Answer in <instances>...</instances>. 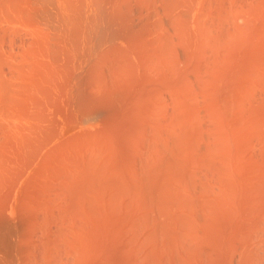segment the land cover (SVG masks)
<instances>
[{
	"label": "bare ground",
	"instance_id": "obj_1",
	"mask_svg": "<svg viewBox=\"0 0 264 264\" xmlns=\"http://www.w3.org/2000/svg\"><path fill=\"white\" fill-rule=\"evenodd\" d=\"M204 1H208L205 6ZM207 1L0 0V264H264V67L261 68L264 61L260 62L264 53H261L262 57L258 61L255 56H261L256 52L259 45L255 46V56L250 45L252 50L248 47L252 53L246 51L248 47L243 46L247 42H244L246 27L243 28L242 20V27L236 25L235 22L240 19L236 17V20L234 17L237 15L245 19L255 13L253 18L247 19L248 23L244 20L246 25H251L264 6L259 13L260 10L257 12L256 9L254 12L251 2V5L246 2L248 0ZM261 1L259 0L264 5ZM240 3L247 4L250 9H242L245 5L238 6ZM258 3L254 1V5ZM260 3V6H252L260 9ZM238 7L243 11L240 12ZM250 25L249 29L255 22L253 26ZM256 28H261L259 31H262L264 23ZM262 34L264 33L260 35ZM249 36L254 37L252 31ZM249 36L248 39L252 41L254 38ZM259 37L257 39L261 38ZM241 38H244L243 45ZM263 38L264 35L261 39ZM238 42L245 48L242 49L243 54L247 52L255 57L251 58L252 64L250 63L247 71H253L251 67L257 69L256 61L257 66L262 69L258 68L256 72L260 71V77L257 75L256 80L263 81H257V87L262 85V90L258 89L260 93L254 87L257 82L253 83L256 73L253 71L252 75L248 71L247 75L246 71V77L243 71L247 67L239 63L243 54L238 57L235 52L238 61L234 54L230 56V53L241 47ZM236 43L239 47L230 52L234 45L233 49L236 48ZM251 45L254 46L255 43ZM261 48H264V44ZM248 54L243 58H248ZM229 57L235 59H231L235 61H232L234 65L229 63ZM236 62L243 66L240 68L243 71L236 68L235 70L240 71L235 72V79L230 74L226 75L232 78L230 83L233 82L235 86L227 82L222 85L226 78L225 70H233L234 73L233 67L230 69L229 65L235 66ZM220 70L225 71L224 74ZM249 73V78H253V81L247 84L250 82ZM223 75L225 78H222ZM238 75L240 77L237 78ZM244 77L248 79L245 81ZM254 88L258 94L251 91ZM169 89L177 97L174 104L171 102L175 99L172 97L174 95L171 100H167L169 97L161 100V95L166 96L165 90ZM216 89L221 91V97L216 96L220 94L218 91L217 94ZM247 90L252 93L247 94ZM198 93L200 99L203 98L206 102L201 105V109L198 108L200 105H196L202 101H195L199 99ZM251 94L257 98L253 95L251 97ZM62 97L64 102L66 99L69 102L77 100L80 109L84 108L81 106L86 100L89 104L85 102L84 106L87 104V107H91L90 110L101 117L99 131L108 132L107 136L109 131L114 133V144L111 141L109 145L116 146L118 152L127 150L128 146L133 148L129 147L130 151L120 155L116 151L115 154L119 157L111 155V158L113 156L120 159L121 163L117 160V171H114V167V170L107 169V166L112 167L108 162L113 158H106L109 159L108 162L103 159L105 163L102 161L100 166L96 164L100 153L104 150L106 153L105 146H109L108 142L105 146L104 142L101 143L106 136H102L101 141L100 138L96 140V137V141L93 140L96 136L95 127L93 137H90L91 130L90 135L87 131L84 132L88 140L82 134L83 138L80 135V139L86 141L80 144L82 140H78L80 146L77 147L81 149L83 144L89 143L88 148L92 146L88 151L84 147V153H81L82 150L80 152V148V153L78 152L77 147H74L78 144L74 139L76 136L71 137L73 143H76L73 148V143H68L67 138H64L72 149L67 147L69 145L64 140L61 144L67 145L64 149L72 150V157L77 158L73 159L78 164L79 161L81 163V169L78 167L80 170L74 169L76 162L72 159L73 165L68 167L72 168V172H67L65 167L62 169V163L70 158L65 159L67 156L64 158L59 155L60 145L57 146L59 153L54 147L47 152L53 163L55 160L52 158L56 153L59 155L56 156L59 158H56L58 162L55 161L58 165L60 162L62 164L59 171L60 165L54 171L49 166L52 162L48 157L47 160L45 157L44 162L39 159L40 152L32 153L33 148H38L37 144L43 145V134L49 128L46 124L45 127L40 126L45 128L42 130L37 124L38 120L42 122L45 117L48 122V113H45L47 106H61L63 103H57L62 102L58 101ZM56 99L57 102L54 103ZM43 100L48 104L54 102L46 106ZM169 102L173 104V109L169 107L172 111L168 108L162 110L165 107L163 105H171ZM41 105L45 106L43 110ZM68 105L65 104L69 107ZM63 106L64 104L62 108ZM70 107L66 111L69 110L72 115ZM233 108L237 109L231 110ZM85 109L86 107L82 110V115L79 111L81 118ZM62 110L58 109L62 113H58L62 116V121L69 120L67 116L63 120L68 111L63 115L65 107ZM170 111L169 115L165 114ZM158 115L163 119L166 115L169 117L164 121L160 118L157 122ZM228 115H231V119ZM54 117L53 120L59 124L54 126L60 128V118L56 120ZM93 117L90 119L88 116L87 119L93 121ZM153 117H156V122L151 121ZM30 118L33 121L37 119V123L29 121L37 126L35 131L30 123L29 128L26 126V121ZM84 119L78 121L84 122ZM51 124L50 127L53 126ZM226 125L231 128V131L227 130L228 135L231 133V147L227 146L230 150L224 147L225 142L226 145L230 143L224 140L227 139ZM217 127L222 128L221 132L226 129L224 133L219 131L218 135ZM214 128L217 130L216 134L213 132ZM52 129L47 131L48 134L53 133ZM25 130L29 131L28 134ZM56 131L60 134L57 129ZM32 132L38 135L43 133V136L40 134L43 138L40 139L34 133L38 139L35 140L37 143L32 144L34 141H31L36 139L35 135L32 138ZM208 132L215 135L212 137L218 135L216 143L212 142L214 145L209 141L212 137L209 136V142L206 141ZM28 135L32 139H27ZM89 139L94 142H89ZM50 142L49 144L52 143ZM99 143L104 150L100 147L99 151L102 152L97 153ZM220 143H223L222 148L230 151L227 152L229 158L226 159L225 150L219 149L217 155L216 151L213 152L215 149L210 150L216 144V149L221 148ZM28 145L32 146V151ZM43 148L44 146L39 151ZM93 148L94 156L91 155ZM110 149L109 147V151ZM71 150L61 153L71 157ZM209 150L220 157V162L214 154L213 157L208 155ZM85 151H90L91 154L86 156ZM220 151L225 153L221 154ZM84 154L87 157H84L87 160L86 168L83 163ZM44 155L41 157L44 158ZM103 155L106 157L104 153ZM88 156H92V160ZM28 157L32 161L31 166L26 167L30 164ZM221 158L226 162L230 159V164L227 162L228 168L222 167L225 162H221ZM60 159H64L63 162ZM68 161L66 164L69 165ZM115 162L110 161L111 164ZM93 164L98 167L95 168L96 165ZM102 164H105V168ZM164 164L169 166L165 165V168ZM135 166L140 172L136 171ZM157 166L168 171L164 174L169 179L168 182L164 180L163 170L162 179L157 178L160 176ZM168 167L169 170H166ZM100 169L109 170V174H106L109 177L113 175V178L107 177L103 173L105 171L100 172ZM225 169H228V176L224 172L229 179L228 184L224 183L226 178L222 175V170ZM41 172L48 176L41 175ZM116 177L121 181L118 182ZM108 180L110 184L113 180L115 183L111 186ZM216 182L220 184L219 189L215 187ZM103 183L106 184L102 185ZM106 185L111 186V189ZM99 186L106 187L109 190L107 195L109 193L110 196L102 192L104 190ZM100 190L108 197L107 204L112 207L102 204L105 201H102L104 198H99L102 196ZM112 194L117 196L115 200ZM99 200L103 207L98 204ZM109 200H113L112 203ZM116 200H119L118 203ZM114 202L118 205H113Z\"/></svg>",
	"mask_w": 264,
	"mask_h": 264
},
{
	"label": "rangeland",
	"instance_id": "obj_2",
	"mask_svg": "<svg viewBox=\"0 0 264 264\" xmlns=\"http://www.w3.org/2000/svg\"><path fill=\"white\" fill-rule=\"evenodd\" d=\"M206 1H207V0H206ZM254 1L257 2V3L259 2V0H248V1H246V2H248L249 5H251V4L254 5ZM260 1H261V0H260ZM262 1L264 2V0H262ZM262 1H261V2H262ZM207 2H208V1H207ZM207 2L204 1L203 6H205V3H207ZM250 2H251V4H250ZM263 2H262V3H263ZM238 3H239V2H238ZM244 3H245V2H244ZM244 3H242V4H244ZM259 3H260V2H259ZM259 3H258L257 5L255 4L254 6H258ZM240 4H241V3H240ZM242 4H241V5H238V6H243ZM260 4H261V3H260ZM244 5H245V4H244ZM246 5H247V4H246ZM246 5H245V7L243 6L242 9H248L249 6L247 5V7H246ZM252 5H251V8H254V9H253L254 12H255V9H256L257 12L260 10L259 13L262 11L263 6H264V5L261 4L260 9H259V8L257 9L256 7H254V6H252ZM203 6H202V7H203ZM259 6H260V5H259ZM206 7H207V4H206ZM238 9H240V10H239L240 12L243 11V10L241 11V8H239V7H238ZM249 9H250V8H249ZM239 11H238V13H239ZM263 11H264V9H263ZM263 11H262V12H263ZM254 12H253V13H254ZM262 12H261V14H262ZM238 13H237V14H238ZM253 13H251V14H253ZM263 13H264V12H263ZM261 14H256L257 17L259 16L260 18H259V17H258L257 19H256V17L254 18V19H255V20H253V21L255 22V25H254V26H253V23H254V22L251 23L252 20L250 21L251 25H250V24L246 25V24H247L248 21H249V20H247V19H248V18L251 19V17L254 16L255 13H254L253 15H251L250 17H247V18L245 17V19H244L243 17H242V18H243V19H242L241 17H239V16H237V15L234 16L236 20H237L236 17H238V18L240 19V20H238L239 22H238V21H236L237 23L235 22L236 25L239 24V25L241 26L242 23H243V28L246 27L245 30H244V33H245V31L247 32V33H245V35H244V37H245L246 39L241 38L240 40H241V43H242V39H244V42L247 41V42H245L244 45H243L244 42L242 43V45H243L245 48H247L249 45H250L251 47H253V48H252L253 50H252L251 47L249 46V47H250V50H252L253 53H252L251 51H249V47L246 49V51H247L248 53L250 52V53H252L253 55H254V53H255L254 50H256V48H257V47H255V46H258V45H259V46L262 47V44H264V43H263V42H264V38H263V40L261 39V38L263 37L264 34L260 35L261 33H264V31H263L264 28H262V31H259L261 28H258V29L256 28L257 26H261V24H262V26H263V23H264V22H261V21H264V14H263V16H262ZM234 17H233V22L235 21ZM261 17H262V18H261ZM252 18H253V17H252ZM241 20L243 21L242 23L240 22ZM244 20H246L245 22H247V23H245ZM240 23H241V24H240ZM239 25H238V26H239ZM249 25H250V27H251V26H253V27H251V28L249 29ZM247 26H248V30H246V29H247ZM241 27H242V26H241ZM254 27H255V29H254ZM251 29H253V30H251ZM255 30H256L257 32H256ZM251 31H252V35H254V37H253V36H249V35L251 34ZM254 31H255V32H254ZM258 31L260 32V34H259ZM248 32H250V33H248ZM253 33H254V34H253ZM257 33H258V35H257ZM246 34H248L247 37H246ZM255 34H256L257 36H260L261 38L259 37L260 39H257V36H255ZM248 36H249V38H250V37H251V38L253 37L254 39L252 38L253 40L250 41L251 39H248ZM247 39H248V40H247ZM256 39H257V40H260V42H259V41L257 42ZM240 40H239V42H240ZM254 40H255L257 43H256ZM239 42H238V43H239ZM253 42L255 43L254 46L251 45V44H253ZM238 43H236V45H237ZM241 43H239V45H240ZM246 43H249V44L247 45ZM260 43H261V45H260ZM256 44H257V45H256ZM239 45H237L236 48L233 49V47H235V45H234V46L232 47V49H230L229 51H230V52H231V51H234L235 49H237V47H239ZM242 45H240V46L242 47ZM259 46H258V49L261 50L262 48L259 47ZM241 47H240L239 49H237L238 51H234V52L230 53V56L232 57V54H234V57H235V54H236L235 52H237L238 54H236V55H237L238 57H240V56L243 54L242 49H245L244 47H242V48H241ZM254 47H255V48H254ZM258 49H257V50H258ZM257 50H256V52H258L257 54H260V55H261L262 52L264 53V48H263L261 51H257ZM244 51H245V50H244ZM247 52H245V54H243V56H246V54H248ZM241 53H242V54H241ZM263 53H262V54H263ZM252 54H251V56L248 54V58L246 57L249 61H247L246 58H243V56L240 57V58H241L240 60H243L242 62L238 59L237 56H236L237 58L235 57V59H237L236 61L239 60V63H241V64L243 63L242 65H243L245 68L247 67V68L245 69V71H243V69H240V68H243V66H241V64H239V63H237V62H236V64H235V66H231L232 64L234 65V63H235L234 60H235V59L229 57V58H230V59H229V63H232V61H234V63H232V64L229 65V66H230V67H229L230 69H231V67H233L232 69H234V73H232L233 70L231 71V70H229V69L227 68L229 71H228V70H225L226 72L224 71V72H225V76H226L227 74H228L227 76H229V74H230L231 76H234L235 72L238 73L240 70H242V71L244 72V74H245L246 71H247V69H248V66H249V69H250V63L252 62V59H251V58H255V57H256L255 59H256V60L258 59V61H259V58L262 57V55H261V56H259V55H258V56H257V55L255 56V55H254V56H255V57H254ZM228 55H229V53H228ZM249 58H250V59H249ZM231 59H234V60L231 61ZM244 59H245V60H244ZM255 59H253V62L255 61ZM260 59H261V58H260ZM263 59H264V57L262 58V60H261L260 62H263V61H264ZM250 60H251V62H250ZM245 61H246V62H245ZM244 62H245V64H244ZM248 62H249V64H248ZM260 62H259V65H260ZM229 63H228V64H229ZM237 64H238V65H237ZM246 64H248V65H246ZM251 64H252V63H251ZM255 64L258 65L257 61L255 62ZM255 64H254V66H255ZM263 64H264V62L262 63L261 68L264 67ZM257 65H256L257 69L254 68V67H251V68L254 69V70H253V69H252V70H253L255 73L257 72V70L260 69V66H257ZM239 66H240V67H239ZM262 66H263V67H262ZM238 67H239V68H238ZM236 68H237V69H240V70H239V71H238V70H235ZM258 68H259V69H258ZM260 70H262V69H260ZM220 71H222V70H220ZM248 71H249V70H248ZM248 71H247V75H248ZM253 71H251V72L249 71V72L252 73V75H253ZM222 72H223V71H222ZM224 72H223V74H224ZM228 72H231V73H228ZM243 72H241V73H243ZM259 72H260V71H258V73H256V74L254 73V74H255V77H253V78H255V79H254L255 81H253V78H252V79L249 78V77H251V74L249 73L250 76H248V78H249L250 82H249V80H248L249 83H247V84L252 83V81H253V83H254V82H257L258 80H260V79L256 80L257 77H258V78L260 77V75H259L260 73H259ZM237 73H236V74H237ZM263 73H264V72H263ZM232 74H233V75H232ZM261 74H262V71H261ZM245 75H246V74H245ZM245 75H243V76H245ZM247 75H246V77H247ZM257 75H259V76H257ZM223 76H224V75H223ZM225 76L222 77V78H225ZM227 76H226V78H225L226 81H224L225 79H224V80L222 79L223 82H222L221 84L223 85L225 82H227L228 84H230V85L232 84V85H233V82L230 83V80H232V78L235 79L236 76H234V77H232V78L227 77ZM256 76H257V77H256ZM262 76H263V78H264V75H263V74H262ZM238 77H240V75H238L237 78H238ZM229 78H230V79H229ZM241 78H242V77H241ZM248 78H247V79H248ZM234 79H233V81H234ZM243 79H245V81L247 80L245 77H244ZM219 80H220V79H219ZM222 80H221V81H222ZM227 80H229V81H227ZM251 80H252V81H251ZM261 80H262V79H261ZM261 80H260V81H261ZM235 81H236V80H235ZM235 81H234V82H235ZM245 81H244V82H245ZM263 81H264V80H263ZM263 81H261V82H263ZM244 84H245V83H244ZM247 84H245V85H247ZM261 84H262V83H261ZM245 85H244L243 87L247 88V86H245ZM251 85L253 86V84H251ZM251 85H250V86H251ZM254 85H255L254 87H256L257 90L262 86V85H261L260 87H257V86H259L258 82H257V84H254ZM233 86H235V85H233ZM220 88H221V87H219V89H220ZM245 88H243V89H245ZM248 88H249V86H248ZM252 88H253V87H252ZM219 89H218V90L216 89V92L218 91L220 94H218V92H217L218 95H216V96H219V95H220L219 97H221V91H219ZM254 89H255V88H254ZM262 89H264V82H263V87H262ZM262 89L260 88V90H262ZM196 90H197V89H196ZM221 90H222V88H221ZM260 90H258L259 93L261 92ZM248 91H249V90L246 91L247 94L250 93L251 91H255V92H256V89H255V90L252 89V90L249 91V92H248ZM163 92H164V91H163ZM165 92H166V93H165L166 96H164V95L162 96V95H161V98L163 97L161 100L164 101V99H166V98H164V97H169V98H170L172 95H174V96H172V97L175 98V99L173 100L172 97H171L170 99L167 98V100H171V99H172L171 102H173V101L176 100L177 97L175 96V94H174L172 91H170V89H169L168 91L165 90ZM171 92H172V93H171ZM216 92H215V94H216ZM223 92H224V91L222 90V93H223ZM243 92H244V95H245V94H246V93H245V90H244ZM201 93H202V92H201ZM251 93H252V92H251ZM256 93H257V92H256ZM256 93H254V95H255ZM262 93H263V92H262ZM162 94H164V93H162ZM169 94H170V96H168ZM257 94H258V93H257ZM202 95L205 97L204 93H202ZM222 95H224V93H223ZM244 95H243V96H244ZM249 95H250V94H249ZM249 95H247V96H249ZM252 95H253V94H251V97H252ZM254 95H253V96H254ZM197 96H199V93H198ZM197 96H196V97H197ZM247 96H246V99L248 100ZM256 96H257V95H256ZM259 96H260V94H259ZM254 97H255V96H254ZM254 97H253V98H254ZM243 98H245V97H243ZM243 98H242V100H244ZM253 98H249V99H252V100H253ZM256 98H257V97H255V99H256ZM65 99H66V98H65ZM196 99H198V97H197ZM201 99H202V100H201ZM201 99H200V96H199V99H198V100H195L196 103H197V101H198V102H200V101L203 102V103L200 102V103H202V104L199 103L198 105H196V106H199V105H200V107H198V108H200V109H201V105H204V104L206 103L205 100H204L203 98H201ZM63 100H64V97L60 98V100L58 99V101H62V102H58V103H57V105H58L59 103H60V104H61V103L64 104L63 108L65 107V111H64L65 113H63V115H64V114H67V111H68V115H64L63 120H64V119L66 118V116H67V118H69V120L72 121V122H70L68 119H67V120L65 119V121H62V116H59L60 114L62 115V113H60V111L58 112V109H59V110H62V109H63V108H62V105H63V104H61V106L58 105L59 107L57 106V108H56V107H54L56 104H53V102H54L53 100H52L53 102L51 103V104L54 105L53 107L50 106L51 104L46 103V100H45V101L43 100V101L45 102V105H46V106H47V104L50 106V107L47 106L48 109H47L46 112H45V113H48V114H47V117H48V122H50V123H48V122L44 119L45 117H43V120L41 119L42 122H41L40 120H38V123H37V121H36L37 119H36L35 121H33V120L30 118L31 120H30V119H27V121H26V123L28 122L27 124L29 125V126H28V125H26V126L29 128L31 125H33V127H31V128H33L34 131H35V129L37 128V126L35 127V125H34V124H31V122L39 124V127H40V126L45 127L46 124H47L49 128H51V129L53 128V129H52L53 137H50L52 134H48V132H47L48 130H49V131L51 130V129H49V128H48V130H46V133H44V134H43V133H40L41 136L45 135V137H44L43 140L46 139L45 141L47 142V140L49 139V141H48L47 143H46L45 141L41 140V141L43 142V145H42V142H41L40 140H38V141L41 142V144H40V143H39V144L42 145V146H44V148H43L41 151H39V149H40L42 146H39L38 144H37V146H38V148L40 147L39 149H38V148H37V149H34V148H33V152H32V153L35 154V152L37 151V154H38V152H40V153H39L40 155H38V156H39V159H42L43 161H44L45 157H46L45 160H47V157H48V155H47L48 153H47V152H48L51 148H53V147L56 148V150H57V146H58V145H60V146H58V149H59L60 153H59L58 150H57L56 152H58L59 155H63L64 158L67 156L65 159L70 158V160L72 159L73 161H75V159H73V158H76V156L74 155L75 157H72L73 153H72V150H71V149L73 148V145L76 144V143H73V140L71 139V137L74 138L73 136H76L74 139H76L77 143H78V140H80V141L82 140L81 143H80V144H82V143L84 142V140L86 141V139H80V138L82 137V135H83L84 138H87V137H86V136H87L86 133H85V136H84V132L87 131V134H89L90 131L92 130V132H91L90 134H91V135L94 134L93 131H95L96 128L98 129V126H99L98 124L100 123L99 120H101V119H100L101 117H100L99 115H97L98 113H95V111H93V110L91 109L92 112H94V114H93V113L91 112V110H90L91 107H90V106H89L90 108L87 107V106H88L87 104H89V103H88L86 100H84V103H85V102L87 103V104H85L86 106H84L83 101L78 100V102L80 101V102L83 103V104L81 103V104H82L81 108H82V107H84V108L86 107V109H88V110L85 109V114L83 115L82 118H81L80 115H82V110H83L84 108H83V109H80V104L77 103V100H76V101L74 100V101H71V102L67 101V99H66V102H64L65 100H64V101H63ZM161 100H160V101H161ZM199 100H200V101H199ZM247 100H245V101H247ZM43 101H42V102H43ZM49 101H50V100H49ZM49 101H48V102H49ZM56 102H57V99H56V101H55L54 103H56ZM67 102L71 103V104H70L71 107L68 105ZM73 102H74V106H73ZM80 102H79V103H80ZM165 102H166V101H165ZM165 102H163V103H165ZM183 102H184V101H183ZM204 102H205V103H204ZM247 102H249V100H248ZM252 102H253V101H252ZM252 102H251V103H252ZM49 103H50V102H49ZM76 103H77L78 105L75 107V104H76ZM166 103H167V102H166ZM169 103H170V102H169ZM194 103H195V102H194ZM196 103H195V104H196ZM249 103H250V102H249ZM43 104H44V103H43ZM65 104L68 105V106L70 107V112L72 111L73 114L76 113L75 115H73V114H72V115H73L74 117L76 116L77 119L74 118V117H72L71 114H69V110L66 111V109L69 108V107L65 106ZM161 104H162V102L159 104V107H160ZM170 104H171V103H170ZM173 104H174V102H173ZM173 104L168 105V106H166L167 104L163 105V106H165V107L162 106V107H163L162 110H163L164 108H168L169 110L173 109V108H172V105H173ZM220 104H221V102H220ZM246 105H247V103H246ZM41 106H42V105H41ZM43 106H44V105H43ZM43 106L41 107L42 110H43ZM78 106H79V108H78ZM170 106H171V107H170ZM244 106H245V105H244ZM44 107H45V106H44ZM72 107H73V108H72ZM74 107H75V108H74ZM169 107H170L171 109H170ZM247 107H248V106H247ZM249 107H250V106H249ZM61 108H62V109H61ZM71 108H72L73 110H72ZM77 108L80 109V110H78ZM92 108H93V107H92ZM237 108H238V107H237ZM237 108H233V109H231V110H235V109H237ZM51 109H53V110H51ZM54 109H55V111H54ZM56 109H57V110H56ZM160 109H161V107H160ZM202 109H203V108H202ZM44 110H45V109H44ZM48 110H49V111H48ZM89 110H90V112H89ZM50 111H51V112H50ZM52 111H54V112L52 113ZM62 111H63V110H62ZM79 111H80V115H79ZM159 111H160V110H159ZM166 111H167V110H165V112H166ZM171 111H172V110H171ZM171 111H170L169 113H165V112H163L162 114L164 115V113H165V114H168V115H169V114L171 113ZM72 112H71V113H72ZM77 112H78V113H77ZM83 112H84V111H83ZM88 112H89L90 114L92 113L93 115L91 114V115H92V116H91ZM161 112H162V111H160V113H161ZM41 113L43 114L44 111H41ZM49 113H52V115L55 116L54 118H56L57 115L59 116V117L57 116L56 120H58V119L60 118V119H59V120H61V121L59 122V123H60V128H59L58 126H56V125H59V124H57V121L53 120V118H52L53 116H52L51 114L49 115ZM55 113H57V115H54ZM58 113H60V114H58ZM86 113H88V114H86ZM155 113H156V112H155ZM160 113H159V115H160ZM229 113H231V112H229ZM77 114L79 115L78 117H77ZM95 114L97 115V117L94 118L93 116H95ZM157 114H158V111H157ZM162 114H161V116H162ZM43 115H44V114H43ZM87 115L89 116L90 119H92L91 117H93V121L90 120V119H87V117H88ZM155 115H156V114H154V116H155ZM159 115H158V118L155 117L156 119H158L157 122H159V121H160L159 119L161 118V117L159 118ZM44 116H46V115H44ZM50 116H51V117H50ZM70 116H71V117H70ZM228 116L230 117L229 119H231V115H228ZM39 117L41 118L42 116L39 115ZM49 117H50V118H49ZM84 117H85V119H84ZM163 117H164V116H163ZM167 117H169V116L166 115V117H164V119L166 120ZM71 118H72V119H71ZM73 118H74L75 120H74ZM153 118H154V117H153ZM155 118H154V119H155ZM171 118H172V117H171ZM50 119L52 120L53 123L51 122ZM78 119H79V120L84 119V122H83V121L80 122V121H78ZM86 119H87V121H86ZM154 119L151 118V121H155V122H156V119H155V120H154ZM161 119L164 121L163 118H161ZM221 119H222V118H220V120H221ZM229 119H228V120H229ZM73 120L75 121V123H74ZM89 120H90V121H89ZM162 120H161V122H162ZM29 121H31V122H29ZM39 121H40V122H39ZM43 121L45 122V124H44ZM169 121H170V120H168V122H169ZM55 122H56V123H55ZM61 122H62V123H61ZM65 122L68 123V124H66ZM78 122H79V123H78ZM155 122H154V123H155ZM226 122H227V121H226ZM29 123H30L31 125H30ZM51 123H52V124H51ZM93 123H94V124H93ZM166 123H167V121H166ZM50 124L53 125V126L50 127ZM54 124H56V125H55L56 127L54 126ZM61 125H63V126H61ZM27 127H26V129H27ZM39 127H38V131H39ZM43 127H42V128L40 127V128H41L42 130H45V128H43ZM62 127H63V128H62ZM87 127H88V128H87ZM94 127H95V129H94ZM55 128L58 130V132H59L60 134L56 133L57 131H56ZM61 128H62V129H61ZM85 128H87V129H85ZM89 128H90V129H89ZM212 128H213V126H212ZM226 128H227V129H226ZM226 128H224V129H226V132H227V130H230V129H231V128H230V125H229V128H228V126L226 125ZM46 129H47V128H46ZM82 129H83V131H82ZM84 129H85V131H84ZM93 129H94V130H93ZM97 129H96V133H95L96 136L92 135V136H90V137H93V136H94L93 140L95 139V137H96V140H98V139L100 138V141H101L102 136H106V137H103L104 140H102L101 143L104 142V143H103V146H105V143L108 142V146L111 148L110 151H111L112 153L109 151V147H106V146H105V148H107V150H106V153H107V154H106V153H105V150H104V148H103V146H101V143H99L100 145H97V146H99V147H98V149L96 148V149H97L96 152L99 151V148L101 147L100 149L103 148L102 151L104 150L103 153L106 155V157H104L103 153H102V154L100 153V152H102L101 150H100L99 152H97V153H100V155L102 156V157L100 156V158H101L102 160L99 158V155H98L96 158H97V160H98V158H99V160H98V162H96V164H98V165L100 166V164L102 163L103 159H104L105 161L108 162V160H109V159H112V158H113L114 160H110L111 162H113V163H114V161L117 162V160H118L119 158L115 159V157H113V156L119 157V156L116 155L117 153L115 154V152L117 151L116 148H115L116 146H113V145L110 146L112 143L114 144L113 141H114L115 138H116L115 135H114V133H110L111 131H109V134H111V135L113 134V135H114V137H113V135H112V138H111V135H109V134H108V136H107L106 133H108V132H106V131H101V130H100L101 133H98V134H100V135H98L97 132H100V131H99V129H98V131H97ZM205 129H207V128H205ZM217 129H219L218 131L216 130V131L218 132V135H219L220 132H221L220 129H222V128H218V127H217ZM224 129H223V131H224ZM31 130H32V129H31ZM36 130H37V129H36ZM38 131H36V132L38 133ZM40 131H41V130H40ZM40 131H39V132H40ZM78 131H79V132H78ZM88 131H89V132H88ZM212 131H213V129H211V132H212ZM216 131H215V128H214V131H213L214 134H216V133H215ZM219 131H220V132H219ZM223 131H222V132H223ZM230 131H231V130H230ZM28 132H29L28 130H27V131L25 130V133L28 134ZM36 132H32L33 134L30 133V137H32L33 135H35V138H36V134H37ZM43 132H44V131H43ZM54 132H55L59 137H56L57 135L55 136V133H54ZM75 132H78V134L76 133V135H75V134H74ZM81 132H83V133H81ZM103 132H104L105 134H103ZM209 132H210V130H209ZM209 132H208V134H207V137H205V138H207L206 141H207V142L210 141L211 144H212V142L215 144V143H216V140H217V138H218V135H216V137H212L213 133L210 134ZM222 132H221V133H222ZM34 133H36V134H34ZM72 133H73V134H72ZM79 133H80V134H79ZM223 133H224V132H223ZM228 133H229V132H227V133H226L227 135L225 136V138H227L228 140H227V139H224V140L230 142L229 140H231V138H230V137H231V136H230L231 133H230L229 135H228ZM31 134H32V136H31ZM40 134H39V135L37 134V136L41 137ZM42 134H43V135H42ZM46 134L49 135V136H48L49 138L46 136ZM81 134H82V135H81ZM90 134H89V135H90ZM24 135L26 136V134H24ZM68 135H69V136H68ZM77 135H78V137H77ZM80 135H81V137H80ZM89 135H88V136H89ZM54 136H55L56 138H55ZM100 136H101V137H100ZM209 136L212 137V138H211V140L208 141V139L210 138ZM213 136H215V135H213ZM227 136H229V138H228ZM28 137H29V135L27 136V139L30 138V137H29V138H28ZM46 137H47V138H46ZM83 137H82V138H83ZM90 137H89V138H90ZM107 137H109L110 140H109V138H107ZM208 137H209V138H208ZM223 137H224V136H223ZM32 138H34V136H33ZM32 138H30V139H32ZM42 138H43V137H41L40 139H42ZM51 138H53V139H51ZM59 138L62 139V140H60ZM64 138H67L66 140H68V143H71V144L73 143V144H72V148L70 147V145L67 143V141H66ZM69 138H70V139H69ZM77 138H78V139H77ZM113 138H114V139H113ZM37 139H38V137H37L36 139H33V140L31 141V142L34 141L32 144L37 143V141H35V140H37ZM50 139H51L52 141H51ZM91 139H92V138H91ZM25 140H26V138H25ZM59 140H60V141H59ZM63 140H64L65 142H64ZM69 140H70V141H69ZM87 140H88V138H87ZM93 140H91V141H93ZM96 140H94V141H96ZM105 140H106V141H105ZM107 140H108V141H107ZM213 140H215V141H213ZM26 141H27V140H26ZM50 141L53 143V145L55 144L56 147L53 146L52 143H51ZM61 141H62V142H61ZM71 141H72V142H71ZM80 141H79V142H80ZM91 141H90V139H89V142H91ZM94 141H93V142H94ZM100 141H98V142H100ZM111 141H112V142H111ZM28 142H29V141H28ZM28 142H27V143H28ZM49 142H50L51 144H49ZM58 142H60V143H58ZM63 142H64L65 144L67 143L69 146H67V145H66V146L71 148V149H70V148L67 149V150H71V153H70V151L68 152V153L71 154V157H68V155L65 154L67 150L64 149V147L66 148L65 144H64V146H61V144H63ZM74 142H75V140H74ZM110 142H111V144L109 145ZM218 142H219V141H217V143H218ZM44 143H46V147H45V144H44ZM91 143H92V142H91ZM91 143H90V145H92ZM96 143H97V142H96ZM96 143H93V144L96 145ZM223 143H224V142H223ZM223 143H220L221 145H219V147L223 146ZM225 143H226V142H225ZM225 143H224V147L226 146V148L229 149L227 146L229 145V147H231V146H230L231 142H230L229 144H227V145H226ZM28 144H30V143H28ZM85 144H86V143H85ZM106 144H107V143H106ZM214 144H212V145H214ZM35 145H36V144H35ZM83 145H84V144H83ZM83 145H81V146L83 147L82 149H84V147L89 146V143H87V144L84 145V146H83ZM209 145H210V144H209ZM212 145H211V146H212ZM217 145H218V144H216L215 146L217 147ZM37 146H36V147H37ZM50 146H51V147H50ZM77 146H80L79 143L76 144V146L74 145V147H77ZM97 146H96V147H97ZM215 146H214V147L212 146L213 148H212V149L210 148V150L213 151V149H215L213 152L216 151V152H215L216 155H217V152H219V149H221V150H225V151H226V149H225L224 147H223L224 149L221 147V148H217V149H218V150H217ZM28 147H29V150L32 151V146H29V145H28ZM94 147H95V146H94ZM129 147L132 148L131 146H128V147H127V148H128L127 150H129ZM48 148H49V149H48ZM79 148H80V147H77V148H76V149L78 150V152H79ZM90 148H92V146L89 147V148L87 147L86 150L88 151ZM114 148H115V150H112V149H114ZM121 148H122V147H121ZM46 149H47V150H46ZM62 149H63V150H62ZM76 149H75V150H76ZM82 149L80 148V152H81ZM124 149H125V148H124ZM132 149H133V148H132ZM139 149H140V148H139ZM45 150H46V151H45ZM51 150H52V149H51ZM61 150H62V151H65V153H64L65 156H64L63 153H61V152H62ZM120 150H121V149H119V151H120ZM127 150H121L120 152H118V151H117V152H118V154L120 155L122 152H125V151H127ZM130 150H131V149H130ZM130 150H129V151H130ZM135 150H136V148H135ZM210 150H209V151H210ZM229 150H230V149H229ZM34 151H35V152H34ZM82 151H83V152H81V153H84V150H82ZM87 151H85V152H87ZM94 151H95V148H93V150H91V153L93 152V154H91L90 151H89V152L86 153V156H87L88 154H91L92 156H94ZM107 151H108L110 154H109ZM136 151H137V150H136ZM73 152H74V150H73ZM76 152H77V151H76ZM80 152H79V153H80ZM96 152H95V153H96ZM213 152L210 151V154L208 153V155H209V156L212 155V154L215 155V153H213ZM227 152H228V151H226V154H224L225 157H226V159L230 157L229 154H228L230 151H229L228 153H227ZM29 153H30V152H29ZM32 153H30V154H32ZM45 153H46V155H44ZM49 153H52V152H49ZM68 153H67V154H68ZM79 153H76V155H77V154L79 155ZM97 153H96V155H97ZM220 153L223 154V153H225V152L222 153V151H220ZM42 154L44 155V158L41 157V156H43ZM54 154H55V153H54ZM113 154H114V155H113ZM59 155H57V153H56L55 156H54V158H52V159L55 160V161H57V160L59 159V158H57ZM108 155H109V156H108ZM111 155H113L112 158H111ZM208 155H207V157H209ZM214 155H212L211 157H213ZM216 155H215V157H217V158L219 159L220 157H219V156H216ZM227 155H228L229 157H228ZM32 156H33V155H32ZM56 156H57V157H56ZM86 156H85V154L83 155V163H84V165L87 163V162H86L87 160L84 158V157H86ZM92 156H90V157L92 158ZM107 156H108V157H107ZM220 156H221V155H220ZM60 157H61V156H60ZM63 157H61V158H63ZM77 157L79 158L80 156H77ZM88 157H89V156H88ZM90 157H89V158H90ZM109 157H110V158H109ZM211 157H210V158H211ZM222 157L225 159L224 156H222ZM28 158H29V159H27V158H26V159L29 160V162L32 161V160H30V157H28ZM48 158H49V157H48ZM56 158H57V160H56ZM86 158H87V157H86ZM91 158H90V159H91ZM93 158H94V157H93ZM106 158H109V159L106 160ZM223 158H221V159H222L221 162L224 161V162H225V163H224L225 165H222V167H223V166H226V167L228 168V167H229L228 163L230 164V159L227 160V162H228V163H227L226 160H223ZM76 159H77V158H76ZM84 159H85V160H84ZM208 159H209V158H208ZM212 159H213V158H212ZM218 159H217V160H218ZM27 160H26V163H27ZM49 160H50V158H49ZM60 160L63 162L64 159H63V160L60 159ZM68 160H69V159H67V160H65V161L67 162ZM70 160H69L68 162H70ZM72 160H71V162L69 163V165H68V163L66 164V162H63L62 164H63L64 166H62L61 162L59 163V165H60V166H59V165L57 164L58 161H57V162L54 161V163H53V161L50 160V162H52V164L49 165V166H52L53 169H54V171H56L57 166H59V167H58V171H59V168H61V166H62V169L65 167L67 172H68V171L72 172V168H71V169L68 168V167L70 166V164L73 165ZM80 160H82V159L80 158ZM91 160H92V159H91ZM84 161H85V162H84ZM89 161H90V160H89ZM95 161H96V160H95ZM95 161H93V162L95 163ZM105 161H103V162L105 163ZM110 161L108 162V165L110 164V165H112V167H111V166H109V167L107 166V169H108V168H111V169H112V168L114 167L115 170H114V168H113V170H114V171H117L116 167H118V162H120V159H119V161H118L117 163L115 162V164H117V166H116L115 164H111ZM215 161H216V158H215ZM44 162H45V161H44ZM75 162H76V161H75ZM81 162H82V161H81ZM93 162H92V163H93ZM138 162H139V161H138ZM218 162H220V159H219ZM46 163H47V161H46ZM55 163H56V165H55ZM76 163H77V162H76ZM76 163H74V164L76 165ZM88 163L91 164L90 162H88ZM120 163H121V162H120ZM120 163H119V164H120ZM226 163H227V164H226ZM65 164H66V165H65ZM77 164H78V163H77ZM96 164H93V165L95 166ZM106 164H107V163H106ZM162 164H163V163H162ZM222 164H223V163H222ZM53 165H54V166H53ZM67 165H68V166H67ZM75 165H74V167H75L74 169H76V168H78V167L81 169V166H80L81 163H80V161H79V164H78L79 166L77 165V167H76ZM102 165H103V164H102ZM104 165H105V164H104ZM104 165H103V166H104ZM138 165H139L138 167H139V169H140V168H141V166H140V162L138 163ZM160 165H161V164H160ZM160 165H159V167H162V168H163V166H160ZM165 165H166V164H164V167H165V168H167L166 166H169V165H166V166H165ZM29 166H31V162H30V164L28 163V164L26 165V167H29ZM42 166H43V165H42ZM45 166H46V165H45ZM89 166H91V165H89ZM43 167H44V166H43ZM54 167H56V168H54ZM70 167H71V166H70ZM86 167H87V165H85V168H86ZM97 167H98V166L96 165L95 168H97ZM135 167H136V166H135ZM159 167L157 166V167H156V170H157V168H158V170H160V171L157 170V172H159V175H160L161 177L159 176V177H157V178H159V179L161 178V179H162V174H161V173H162L163 171H165V170H163L164 168L162 169V168H159ZM49 168H50V167H49ZM49 168H48V169H49ZM67 168H68L69 170H68ZM79 168H78V169H79ZM83 168H84V167H83ZM104 168H105V166H104ZM45 169H46V167H45ZM48 169H47V170H48ZM50 169H51V168H50ZM53 169H51V170L53 171ZM78 169H77V170H78ZM80 169H79V170H80ZM111 169H110V171H111ZM119 169H121V166H120ZM119 169H118V170H119ZM139 169L136 167V171H139ZM47 170H44V171H46L47 173H48V172L50 173V171H47ZM64 170H65V169H64ZM85 170H86V169H85ZM113 170H112L111 172H113ZM140 170H141V169H140ZM162 170H163V171H162ZM166 170H169V167H168V169H166ZM42 171H43V170H42ZM66 171H65V174H66ZM101 171H102V172L105 171V172H103L105 175H107L106 172H108V174H109V170L106 171V169H105V170H104V169H103V170L100 169V172H101ZM119 171H120V170H119ZM119 171H118V172H119ZM161 171H162V172H161ZM74 172H75V171H74ZM139 172H140V171H139ZM167 172H168V171L163 172V175H164L165 173H167ZM224 172L226 173V176H228V169H227V171H226V169H225L224 171L222 170V175H223V177H225ZM47 173H45V172H41V175H45V174L47 175ZM52 173H53V172H52ZM61 173H62V171H61ZM100 174H101V173H100ZM116 174H117V173H116ZM63 175H64V172H63ZM110 175H111V174H110ZM117 175H118V174H117ZM47 176H48V175H47ZM47 176H46V177H47ZM115 176H116V175H115ZM115 176H114V178H115ZM165 176H166V175H164V178H166ZM62 177H63V176H62ZM107 177H109V175H107ZM111 177L113 178V175H112ZM111 177H109V178L112 179ZM167 177H168V176H167ZM225 178H226V177H225ZM110 179H109V180H110ZM117 179H118V182L121 181V180H119L118 177H116V180H117ZM120 179H121V177H120ZM222 179H223V178H222ZM109 180H108V182H109ZM114 180H115V179H114ZM114 180L112 181L111 184H110V182H109V185L112 186V184L115 183ZM164 180L167 181V180H169V179L166 178V179H164ZM225 180H226V181H225ZM227 180H228V181H227ZM110 181H111V180H110ZM224 181H225L224 183H227V184H228V183H229V179H228V177H227L226 179H224ZM104 182H105V181H104ZM106 182H107V181H106ZM167 182H168V181H167ZM219 182L222 183L221 180H220ZM164 183H165V181H164L163 183H161V184H164ZM99 184H100V183H99ZM105 184H106V183H105ZM105 184L103 183L102 185H105ZM165 185H167V184H165ZM165 185H163V186H165ZM100 186H101V184H100ZM100 186H99L100 189H102V188L104 187V186H103V187L101 188ZM106 186H107V185H106ZM111 186H107V188L109 189V187H111ZM215 187H217V188L219 189L220 184L216 182ZM105 188H106V187H105ZM105 188H103L104 191H102V192H105L106 195H107V192H108L111 188H110L109 190L106 188V191H105ZM215 190H216V189H215ZM110 192L112 193V191H110ZM105 193L102 194V193H101V190H100V194H102V196H100L99 198H101V197L104 198L102 201H103V202L105 201V202L102 203L101 200H99V201H100V203H98L99 205H102V204H105V203H106V205H108V204H107V201H108V197H107V196H108V195L110 196V194L108 193V195L106 196ZM92 195H93V194H92ZM96 195H97V194H96ZM104 195H105V196H104ZM113 195H115V194H112V196H113ZM94 196H95V195H94ZM103 196H104V197H103ZM97 197H98V196H97ZM106 197H107V201H106ZM113 197H114V196H113ZM116 197H117V196H115V197L113 198V200H115ZM118 197H119V196H118ZM102 198H101V199H102ZM125 198H126V197H125ZM125 198H124V200H125ZM95 199L97 200L96 196H95ZM109 199H111V198H109ZM117 199H119V198H117ZM126 199H127V198H126ZM113 200H111V201H113ZM119 200H120V199H119ZM119 200H118V201H119ZM121 200H123V198H122ZM99 201H98V202H99ZM109 201H110V200H109ZM111 201H110V203H112ZM116 201H117V200H116ZM118 201H117V203H118ZM125 202H127V201L125 200ZM101 203H102V204H101ZM108 203H109V202H108ZM114 204H116V203L114 202L113 205H114ZM116 205H118V204H116ZM103 206H104V205H102L101 207H103ZM108 206H109V205H108ZM110 206H111V205H110ZM110 206H109V207H110ZM111 207H112V206H111ZM139 235H142V233H139ZM137 237H139V236H138V233H137Z\"/></svg>",
	"mask_w": 264,
	"mask_h": 264
}]
</instances>
